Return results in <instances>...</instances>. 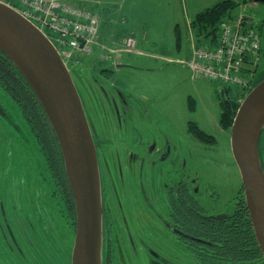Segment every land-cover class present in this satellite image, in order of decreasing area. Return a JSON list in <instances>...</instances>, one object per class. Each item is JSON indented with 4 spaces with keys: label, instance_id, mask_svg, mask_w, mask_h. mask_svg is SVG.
Segmentation results:
<instances>
[{
    "label": "rangeland",
    "instance_id": "374dc122",
    "mask_svg": "<svg viewBox=\"0 0 264 264\" xmlns=\"http://www.w3.org/2000/svg\"><path fill=\"white\" fill-rule=\"evenodd\" d=\"M5 1L18 9L22 8L21 0ZM74 1L87 4L99 17L94 55L83 58V64L67 63L88 120L89 107L96 117L102 113H113L112 104L107 98L98 100L100 87L110 91L119 86L127 95H134L133 99H129L133 105L141 108V112L147 107L151 116L157 119L170 115L179 127H188V120L194 119L207 132L217 137L222 134L224 129L220 124L221 109L218 101L220 86L195 77L186 66L195 46L211 43V36L199 37L197 30L191 27V22L196 14L222 0ZM236 1L239 4L232 10L234 13H245L264 23V2ZM45 33L52 37V31L47 30ZM129 35L137 42L130 51L123 44L124 38ZM103 52L119 58L111 61L115 63H104L100 60V53ZM118 62L124 66L119 68L116 66ZM104 65H114L116 69L110 79L108 76L111 74L102 72ZM190 98L197 107L194 114H191ZM101 118L99 116L98 119ZM30 129L20 106L0 84V264H6L2 255L11 253L5 240L6 235L12 238L14 233L17 235V232L24 230L28 236L31 233L36 236L37 233L31 229L37 227L41 239L35 238L34 245L47 253L46 241L53 238V233L58 234L60 221L55 224L54 216L58 209L57 202L60 201L57 199L59 195L53 194L52 177ZM132 129L127 124L125 135L131 134ZM174 133L172 131L171 135ZM220 140L221 146L202 145L201 148L209 149V152L201 158L192 153L189 158L190 169L199 172L202 203L211 213L232 211L234 197L243 193L244 187L239 168L234 164L232 147L228 141ZM54 225L53 230L51 226ZM40 227L44 229L45 236ZM18 241L27 256L20 255V259L15 255V260L18 258L24 264H29V257L34 259L36 255L30 253L22 237ZM168 246L159 247L162 253L158 264H169L167 260L171 253L168 248L175 247L182 253L178 244ZM42 261L44 264L43 258ZM118 264L151 263L138 247L131 251V255L126 249L121 250Z\"/></svg>",
    "mask_w": 264,
    "mask_h": 264
},
{
    "label": "flooded vegetation",
    "instance_id": "af4514ba",
    "mask_svg": "<svg viewBox=\"0 0 264 264\" xmlns=\"http://www.w3.org/2000/svg\"><path fill=\"white\" fill-rule=\"evenodd\" d=\"M257 22L263 42L264 23ZM102 58L100 56L101 61ZM261 63L250 80V87L264 75V42ZM113 66L104 65L102 69L105 74H111L108 79L116 73ZM116 66L124 65L116 63ZM219 86L221 115L226 101L238 100L247 90ZM100 90L98 100L107 98L113 113H100L96 117L89 107L87 120L97 150L102 181V264H118L121 250L126 249L131 255V251L138 247L151 264H158L162 253L159 247H171L173 243L179 245L182 253L175 247L168 248L171 253L167 260L169 264H208L203 255H211L202 236L205 221L229 219L238 208V197L245 198L244 187L243 193L234 197L232 211L209 212L202 203L199 172L190 169L189 158L191 153L198 158L208 153L209 149L201 148L202 145L221 146L220 139L228 141L231 148V127L223 128L221 125L224 131L218 137L207 132L194 119L188 120V127H179L170 115L157 119L151 116L147 107L141 112V108L130 100L134 95H127L119 86L110 91L105 87H100ZM190 109L193 110L191 114L196 113L192 98ZM99 116L102 117L100 120ZM127 124L133 129L131 134L125 135ZM172 131L176 133L171 135ZM259 152L264 168V129ZM234 164L237 167L236 161ZM25 235L24 230L17 235L14 233L12 238L6 235L5 240L12 253L2 255L6 264L16 263L14 256L19 257L22 248L18 240ZM17 264H22L18 258Z\"/></svg>",
    "mask_w": 264,
    "mask_h": 264
},
{
    "label": "water",
    "instance_id": "95a60500",
    "mask_svg": "<svg viewBox=\"0 0 264 264\" xmlns=\"http://www.w3.org/2000/svg\"><path fill=\"white\" fill-rule=\"evenodd\" d=\"M0 50L26 78L59 138L77 210L72 264H102L103 196L99 161L71 72L49 36L2 0ZM263 129L264 79L242 100L231 127L232 152L264 256V168L259 152Z\"/></svg>",
    "mask_w": 264,
    "mask_h": 264
},
{
    "label": "trees",
    "instance_id": "16d2710c",
    "mask_svg": "<svg viewBox=\"0 0 264 264\" xmlns=\"http://www.w3.org/2000/svg\"><path fill=\"white\" fill-rule=\"evenodd\" d=\"M244 2L254 0H243ZM263 2V1H262ZM239 4L236 0H222L213 6L196 14L191 27L197 30L199 37H209L215 41L218 37L219 26L222 20ZM264 79V75L255 82L257 85ZM0 84L14 97L20 106L23 116L29 123L30 130L36 137L40 152L46 161V169L53 180V194L59 195L58 209L55 213V224L59 223L58 234L47 240L48 252L40 251L33 240L39 237L37 227L32 228L31 237L25 235L24 243L28 244L30 253L36 255L29 257V264H72V251L76 233L77 210L74 194L65 169L64 156L59 138L47 116L43 106L37 98L30 84L18 70L15 64L0 50ZM254 85V86H255ZM238 97L236 101H226L220 115V124L223 128L232 127L236 113L242 103ZM204 134V133H203ZM239 203L235 213L229 219L211 222L205 221L202 236L205 238L204 246L210 249L211 255L203 253L208 264H264V256L255 235V230L249 215L246 199L238 197ZM65 217V220H64ZM50 225V224H49ZM31 226H35L32 224ZM51 228H55L51 226ZM45 236L44 229L40 227ZM41 239V238H40ZM36 248L34 250V247ZM21 256H27L23 248ZM19 258L21 259V256ZM202 256V255H201ZM36 260H39L36 263ZM23 263V262H22ZM17 264V259L16 263ZM24 264V263H23Z\"/></svg>",
    "mask_w": 264,
    "mask_h": 264
},
{
    "label": "built area",
    "instance_id": "2783aa9c",
    "mask_svg": "<svg viewBox=\"0 0 264 264\" xmlns=\"http://www.w3.org/2000/svg\"><path fill=\"white\" fill-rule=\"evenodd\" d=\"M19 11L42 31H52L54 42L66 63L82 64L94 54L98 41V14L74 0H21ZM136 40L125 39L126 50ZM262 37L258 22L245 13H229L220 23L215 41L195 46L186 66L195 77L219 85L248 90L260 66ZM109 58L110 55H104ZM111 58V57H110Z\"/></svg>",
    "mask_w": 264,
    "mask_h": 264
},
{
    "label": "crops",
    "instance_id": "0c3cea01",
    "mask_svg": "<svg viewBox=\"0 0 264 264\" xmlns=\"http://www.w3.org/2000/svg\"><path fill=\"white\" fill-rule=\"evenodd\" d=\"M84 5V4H83ZM85 6H87V4H85ZM89 7V6H88ZM125 39V38H124ZM137 43V42H136ZM102 48H104V46L102 47ZM119 63V62H118Z\"/></svg>",
    "mask_w": 264,
    "mask_h": 264
},
{
    "label": "bare ground",
    "instance_id": "6f19581e",
    "mask_svg": "<svg viewBox=\"0 0 264 264\" xmlns=\"http://www.w3.org/2000/svg\"><path fill=\"white\" fill-rule=\"evenodd\" d=\"M23 75V74H22ZM26 79V78H25ZM28 82V81H27Z\"/></svg>",
    "mask_w": 264,
    "mask_h": 264
}]
</instances>
